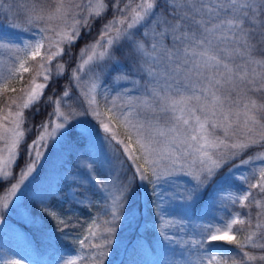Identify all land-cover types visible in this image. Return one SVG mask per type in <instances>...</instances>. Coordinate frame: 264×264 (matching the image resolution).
Returning a JSON list of instances; mask_svg holds the SVG:
<instances>
[{"label": "snow or ice", "instance_id": "6c2138e0", "mask_svg": "<svg viewBox=\"0 0 264 264\" xmlns=\"http://www.w3.org/2000/svg\"><path fill=\"white\" fill-rule=\"evenodd\" d=\"M0 15L32 35L0 31V94L18 91L0 107V231L26 238L27 189L60 148L31 199L65 239L98 211L57 264H106L123 230L128 264H264V0H3Z\"/></svg>", "mask_w": 264, "mask_h": 264}, {"label": "rangeland", "instance_id": "374dc122", "mask_svg": "<svg viewBox=\"0 0 264 264\" xmlns=\"http://www.w3.org/2000/svg\"><path fill=\"white\" fill-rule=\"evenodd\" d=\"M0 2H3V0H0ZM108 15L111 16V12H109ZM11 19H13V20L16 19V13L15 12H13L11 14ZM19 19L21 22H23L24 16L21 15L19 17ZM6 23H7V21L4 19V16L0 15V31L9 32L11 34L12 38L15 40L32 39V35L30 33L22 32L19 30H15V31L11 30V29L5 27ZM98 26L99 25L97 24V27ZM77 48H79V45H77ZM4 58H6V56ZM64 59H67V57H65ZM31 76H32V73H26V74H24L23 80H21L19 77H17L15 80H12L9 82V86L11 88H16L17 90H19V89H21V88H23L29 84V82L31 80ZM54 86H56V85H54ZM50 92H51V89H50ZM17 94H18V91L16 93L9 92V93H5V94H0V107L4 106V104L8 100V98H10L14 95H17ZM46 97H47V95L45 96V98ZM50 110L51 109L49 108V111ZM26 115L30 116L31 113L28 112V113H26ZM43 116L41 118H39V120L42 119ZM120 133L123 136V130L122 129L120 130ZM34 136H35V133H33V136L29 137V140L34 138ZM56 150L54 152H50L48 154L47 159L44 161V163L40 167L39 171L42 169L44 164L48 160L51 159V156L56 152ZM259 150L260 149L254 148V149L250 150L249 152H247L245 155L246 156L252 155L254 152L259 151ZM21 163H23V158H21ZM228 167H231V165H229ZM226 170L227 169H225V171ZM181 179H186V178L181 177ZM12 182H15V180H13ZM232 184H233L234 188L240 187L239 183L236 181H232ZM36 191H37V189H35V191H32L30 186L27 189V192H29L30 196L33 192H36ZM2 194L3 193H0V195H2ZM257 198H259V196H257ZM205 199H207V193H205ZM141 200L143 202V219L144 220H150L151 214H150V210L148 207V203H147L146 199H144L143 197H141ZM201 203H203V201ZM235 210L245 212V213L248 211L247 209H240L238 206L235 207ZM205 211L207 212V214L209 216H212V215H216L220 211V209L218 208V206L209 204L205 207ZM228 211L230 212L231 210H228ZM251 212H252V215L254 218L255 213H256V208L254 205L251 209ZM225 214H228V212H225ZM9 219L13 223L17 222V218H16L15 214L11 215ZM26 227L27 226H24L23 230H24V233L27 234V232L25 231ZM123 234L126 236L125 241L123 242V245H126L128 242L129 232L126 231ZM146 235H147L148 239L151 241L154 238L155 233L149 231L146 233ZM56 242L57 241H51V242L46 241L45 243L39 244L37 241H35L32 238L28 239L27 236L25 238V236L19 235L15 232L0 231V264H5V262L11 261V260H19V261H21V264H57V260L60 256H71V255L76 254L77 250L71 251L69 249H63L62 245L56 246ZM85 254H87V253H85ZM116 254L118 257L114 256L111 252V254L106 259V264H128L129 256H128V253L126 250L124 252L123 249L120 247V249H118L116 251ZM168 254L170 255L171 253H168ZM176 259L179 262L182 259V257L177 255Z\"/></svg>", "mask_w": 264, "mask_h": 264}, {"label": "trees", "instance_id": "16d2710c", "mask_svg": "<svg viewBox=\"0 0 264 264\" xmlns=\"http://www.w3.org/2000/svg\"><path fill=\"white\" fill-rule=\"evenodd\" d=\"M43 115H44V113L42 112L41 115L38 116L36 119L39 120V118H41ZM61 151L62 150L59 149L53 156H51V159L48 160L45 163L46 165L44 164L42 169L39 171V177H38L39 178V182H38L39 185H40L41 178L47 173V171L52 167L53 164L58 162V154ZM36 185H37V182H36ZM24 203H27L30 205V207L33 211V214L37 217L36 227L35 226L30 227L29 231L32 234H34V236L37 237L38 240H41L43 238V233H45V231H51L50 235H52V231H53L54 232L53 236H55V237L57 236V238H58L60 233L55 230L56 225H55L54 221H52L48 216L44 215V213L40 210L41 205L39 204V202L33 201L31 199L30 195H26L25 199H24ZM51 203L53 205H56L61 212H63L67 208L66 202L63 204H60L56 200H53ZM73 207H75V206H73ZM97 211H98V209L93 207L91 212H89L88 210H83V211L78 212V215L80 217H82V220H81L80 224H76L74 228H71L67 231V233L65 234L67 236V239H65V238L61 239V242L64 243V245H65L64 247L73 246L71 249H77L78 248V245L76 243H74V238L82 237V235L84 234V230L87 227V222H89L90 217L92 215H95ZM126 231L127 230H123L120 233L119 243L117 245L118 247H121L122 249H125V245H123L122 242H124V239L126 237L123 233H125Z\"/></svg>", "mask_w": 264, "mask_h": 264}]
</instances>
